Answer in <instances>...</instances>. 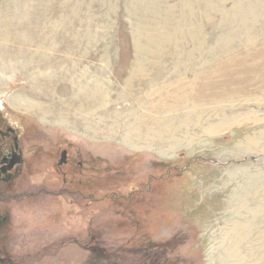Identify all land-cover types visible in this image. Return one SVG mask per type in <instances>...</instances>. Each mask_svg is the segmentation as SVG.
Returning a JSON list of instances; mask_svg holds the SVG:
<instances>
[{
	"label": "rangeland",
	"instance_id": "374dc122",
	"mask_svg": "<svg viewBox=\"0 0 264 264\" xmlns=\"http://www.w3.org/2000/svg\"><path fill=\"white\" fill-rule=\"evenodd\" d=\"M7 124L0 264H264V0H0Z\"/></svg>",
	"mask_w": 264,
	"mask_h": 264
},
{
	"label": "flooded vegetation",
	"instance_id": "af4514ba",
	"mask_svg": "<svg viewBox=\"0 0 264 264\" xmlns=\"http://www.w3.org/2000/svg\"><path fill=\"white\" fill-rule=\"evenodd\" d=\"M76 155H71L65 148L59 150L58 166L62 168V180L68 183L71 177V165L75 160ZM23 151L18 143V134L13 126L7 124L5 129H0V185L7 183L15 176V172L21 171L23 166ZM5 194L0 186V203L5 199ZM5 221L4 217H0V225Z\"/></svg>",
	"mask_w": 264,
	"mask_h": 264
}]
</instances>
